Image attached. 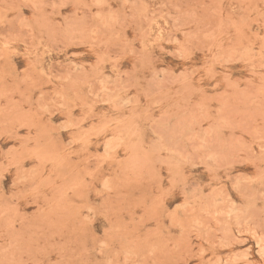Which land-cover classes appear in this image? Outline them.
Masks as SVG:
<instances>
[{"label": "rangeland", "instance_id": "1", "mask_svg": "<svg viewBox=\"0 0 264 264\" xmlns=\"http://www.w3.org/2000/svg\"><path fill=\"white\" fill-rule=\"evenodd\" d=\"M0 264H264V0H0Z\"/></svg>", "mask_w": 264, "mask_h": 264}]
</instances>
